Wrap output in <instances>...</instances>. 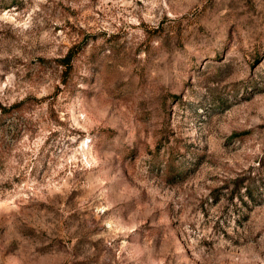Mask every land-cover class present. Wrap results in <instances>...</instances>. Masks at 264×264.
<instances>
[{
	"label": "rangeland",
	"instance_id": "obj_1",
	"mask_svg": "<svg viewBox=\"0 0 264 264\" xmlns=\"http://www.w3.org/2000/svg\"><path fill=\"white\" fill-rule=\"evenodd\" d=\"M19 102L0 264H264V0H0Z\"/></svg>",
	"mask_w": 264,
	"mask_h": 264
},
{
	"label": "trees",
	"instance_id": "obj_2",
	"mask_svg": "<svg viewBox=\"0 0 264 264\" xmlns=\"http://www.w3.org/2000/svg\"><path fill=\"white\" fill-rule=\"evenodd\" d=\"M70 54H68L63 60H61V63L63 65L69 66L70 67ZM24 103L19 102V103H14L10 106H0V120L2 121L3 118H12L14 115L20 113L22 111Z\"/></svg>",
	"mask_w": 264,
	"mask_h": 264
}]
</instances>
